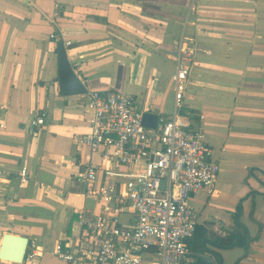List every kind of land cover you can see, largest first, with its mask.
<instances>
[{
    "label": "crops",
    "instance_id": "0c3cea01",
    "mask_svg": "<svg viewBox=\"0 0 264 264\" xmlns=\"http://www.w3.org/2000/svg\"><path fill=\"white\" fill-rule=\"evenodd\" d=\"M182 39L193 61L179 113L192 123L201 117L220 164L216 193L190 200L197 237L202 230L225 237L240 226L247 241L218 250L197 248L193 237L188 248L196 262L216 264L207 248L219 264H264V0H0V246L7 232L35 241L38 255L29 259L28 249L21 264H65L56 243L74 240L78 213H99L79 180L83 166L127 169L80 143L84 94H60L58 44L86 92L133 95L150 106L143 116L152 129L172 113V54ZM41 113L44 128H32ZM23 164L28 177L20 183ZM119 220L127 225L132 214Z\"/></svg>",
    "mask_w": 264,
    "mask_h": 264
},
{
    "label": "built area",
    "instance_id": "2783aa9c",
    "mask_svg": "<svg viewBox=\"0 0 264 264\" xmlns=\"http://www.w3.org/2000/svg\"><path fill=\"white\" fill-rule=\"evenodd\" d=\"M172 59L177 66L172 77L173 110L169 116H158L152 129L143 124L150 106L140 107L133 95L116 90L84 94L88 125L80 143L103 163L127 169L92 163L82 167L78 177L84 193L98 202L100 211L90 218L78 213L74 240L56 243L53 253L65 264H197L188 248L197 226L190 200L199 191L216 193L220 164L211 157L201 117L192 123L179 113L193 61L183 39ZM44 124L43 113L30 119L34 129L41 130ZM27 177L23 164L20 183ZM125 212L132 214V221L121 225L119 218ZM28 249L29 259L38 255L35 241H29Z\"/></svg>",
    "mask_w": 264,
    "mask_h": 264
},
{
    "label": "water",
    "instance_id": "95a60500",
    "mask_svg": "<svg viewBox=\"0 0 264 264\" xmlns=\"http://www.w3.org/2000/svg\"><path fill=\"white\" fill-rule=\"evenodd\" d=\"M58 87L61 95H81L86 93L85 87L74 73L64 49L63 43L58 44ZM157 117L155 120V124ZM143 124L146 126L143 116ZM155 124L152 128L155 127ZM165 181L162 180L160 187L164 188ZM29 239L24 236L15 235L10 232L4 233L0 246V260L21 264L24 261ZM198 264H214L210 257H199Z\"/></svg>",
    "mask_w": 264,
    "mask_h": 264
},
{
    "label": "trees",
    "instance_id": "16d2710c",
    "mask_svg": "<svg viewBox=\"0 0 264 264\" xmlns=\"http://www.w3.org/2000/svg\"><path fill=\"white\" fill-rule=\"evenodd\" d=\"M197 229L198 228L196 226V231H197ZM240 229H241V227L237 226V229L235 231L227 233V235L225 237H220L219 235H216L213 232L205 231V230L204 231L202 230V232L200 234H198V237H197V232L195 231L196 234H194L193 237H197V238H196L194 244L197 246V244H199V240H200V246L198 245L197 248H200L202 246V244H204V245L208 244L212 248L218 249V250L231 249V248H234L237 246H246L247 241L244 240V234L239 231ZM203 252L208 253L211 256H213L215 258L216 264L218 263L217 258H216L217 253L215 251L208 250L207 248H205L203 250ZM196 259H197V257H196ZM197 262H198V260H197Z\"/></svg>",
    "mask_w": 264,
    "mask_h": 264
}]
</instances>
